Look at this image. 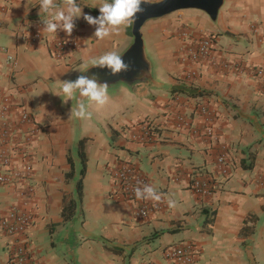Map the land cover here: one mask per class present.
<instances>
[{
    "label": "crops",
    "instance_id": "crops-1",
    "mask_svg": "<svg viewBox=\"0 0 264 264\" xmlns=\"http://www.w3.org/2000/svg\"><path fill=\"white\" fill-rule=\"evenodd\" d=\"M95 2L80 0L87 6L82 12L98 16L97 8H88ZM38 4L0 0V113L8 108L11 127L6 145L10 164L2 167L0 161V173H25L32 187L23 198L19 191L25 183L12 179L0 185V218L12 208L33 217L17 240L0 230V264H11L15 241L34 264H264V0H224L210 31L216 34L214 63L194 65L183 59L186 26L204 31L207 25L195 13L201 11L152 19L158 27L155 49L170 88L158 97L143 96L130 122L111 127L99 138L85 136L83 197L68 222L62 221L61 208L64 200L75 197L76 145L82 138L75 135L78 125L70 115L76 100L63 101L59 80L74 81L85 74L81 69L92 66H84V61L124 51L131 42L128 27L96 40L94 26L81 17L75 20L76 46L56 60L50 50L61 31L56 38L42 33L33 46L25 34L28 27L42 24ZM254 69L262 74L255 75ZM188 73L193 76L188 78ZM174 95L183 105L169 107ZM200 101L209 102L214 113L210 139L192 132L201 123L194 112ZM22 112L32 116V126L20 121ZM179 114L189 126L177 124ZM146 125L153 134L145 141L140 135ZM174 148L178 151L172 154ZM143 149L150 152V164L140 168L136 160ZM221 153L226 156L222 165L217 163ZM68 156L75 168L70 180L65 179ZM121 161L133 163L144 184L155 187L161 199L121 198L110 175ZM250 162L252 167L245 169ZM201 175L214 180L207 197L191 188V180ZM142 207L147 214L138 217ZM249 214L257 218L252 233L242 231ZM189 244L195 250L193 260L169 256Z\"/></svg>",
    "mask_w": 264,
    "mask_h": 264
},
{
    "label": "built area",
    "instance_id": "built-area-1",
    "mask_svg": "<svg viewBox=\"0 0 264 264\" xmlns=\"http://www.w3.org/2000/svg\"><path fill=\"white\" fill-rule=\"evenodd\" d=\"M17 1V0H8ZM42 24H38L35 28L28 27L25 31L28 36V43L30 46L37 44L42 39V33L40 29ZM61 35L55 41L54 46L51 48L50 53L56 60L63 59L70 51L76 46V37L74 35L75 28L71 36H67L62 30ZM183 37L188 39L185 44V51L183 59L187 60L188 63L194 65H201L202 63H214L213 62V50L215 46L214 37L205 34L202 30L194 31L192 28L186 26L183 33ZM10 62L15 63V58L11 55L7 56ZM224 68H227L226 64H222ZM262 74L261 69L256 70V75ZM193 76L191 73L187 74L190 78ZM183 101L179 95H174L171 98L172 106L183 105ZM8 108L4 107L0 113V161L2 167H8L10 164V157L6 151V145L11 137V127L8 120ZM194 112L197 117L201 119V123H196L193 127L192 132L195 134H201L203 137L210 139L212 133V127L210 123L213 119V110L209 102L200 101L194 107ZM20 121L28 125H33L32 116L29 113L22 112L20 114ZM177 124L180 126H189L190 121H187L182 115H178ZM153 134V128L146 125L141 131V138L145 141L150 139ZM226 160L224 153H221L217 157V163L222 165ZM0 173V185H7L12 182V179H17L22 183H25L23 188L20 189L19 194L23 198H27L32 192L31 185L27 182V176L25 173ZM112 182L117 187V194L126 200L134 199L135 192L134 188L142 186L144 180L141 174L136 170L133 163L129 161H121L112 169L110 172ZM191 188L198 196L207 197L212 194L215 185L214 180L208 176H196L191 180ZM146 208L142 207L138 210L137 216H146ZM33 217L30 212L12 208L5 216L0 218V230L9 237H13L16 240L26 233V230L32 225ZM15 246L10 252V263L11 264H34L32 257L28 254L26 248L15 241ZM195 250L192 245L180 246L173 249L170 253V257L173 259H183V261L193 260Z\"/></svg>",
    "mask_w": 264,
    "mask_h": 264
},
{
    "label": "clouds",
    "instance_id": "clouds-1",
    "mask_svg": "<svg viewBox=\"0 0 264 264\" xmlns=\"http://www.w3.org/2000/svg\"><path fill=\"white\" fill-rule=\"evenodd\" d=\"M145 3L146 0H96L88 7L98 9L99 15L94 17L82 12L87 6H82L80 0H64L62 4L57 3V0H39V15L42 22L40 33H48L56 38L57 30H62L67 36H71L76 27L75 20L82 17L89 26H94L92 38L103 40L122 28L134 25L139 15L143 13L142 5ZM41 13H44L43 17ZM122 57L117 50H112L84 61V66L90 64L91 67L106 68L110 70V74L115 75L129 70V64L125 63ZM89 68L87 67V70ZM84 72L86 71L81 73ZM59 82L61 85L59 91L66 98L63 101H72L73 98L76 100L75 108L72 106L70 113L76 118L91 119L92 113L88 111L86 101L103 106L109 100V84L98 82L95 76L81 74L74 81ZM134 192L136 198L141 200L159 201L162 195L150 184L137 186Z\"/></svg>",
    "mask_w": 264,
    "mask_h": 264
},
{
    "label": "rangeland",
    "instance_id": "rangeland-1",
    "mask_svg": "<svg viewBox=\"0 0 264 264\" xmlns=\"http://www.w3.org/2000/svg\"><path fill=\"white\" fill-rule=\"evenodd\" d=\"M146 1L154 2L159 0ZM195 13H198L205 19V21H207V25L203 26V32L211 37L216 36L214 32H210L211 30H215V22L211 21L208 16L202 12ZM175 14L176 12L169 15ZM155 25L156 20H148L141 28L145 55L150 64L151 79L144 82L131 84L119 83L113 88H110L109 100L103 106H97L95 103H88L86 101L88 111L92 113V117L91 119L76 118V123L78 125V129L74 130L76 136L81 135L80 138H84L85 136L89 135L95 138L102 137V135H105L109 132L111 127H115L118 124L133 120L138 108L142 103L143 96H145L147 99L152 98L153 96L158 97L161 92L165 90L167 91L170 88V80L168 79L167 73L163 67L164 65L160 61L158 53L155 49L156 35L158 32V27ZM128 36L130 42H132V35L128 33ZM124 51H119V53L122 54ZM256 70L257 69L253 70L255 75ZM83 71H87V69H81V72ZM60 87L61 86H57L58 90H60ZM177 151L178 150L175 148L172 149V154H175ZM149 153L150 152H148V150H141V154L136 160L140 168L149 166ZM78 169L79 166L77 171Z\"/></svg>",
    "mask_w": 264,
    "mask_h": 264
},
{
    "label": "water",
    "instance_id": "water-1",
    "mask_svg": "<svg viewBox=\"0 0 264 264\" xmlns=\"http://www.w3.org/2000/svg\"><path fill=\"white\" fill-rule=\"evenodd\" d=\"M224 0H159L146 1L142 5L144 11L139 15L136 23L131 26L132 42L121 54L125 63L129 64V70L115 75L110 74L106 68L90 67L84 75L95 76L98 82H107L109 86L117 83H137L151 79L150 64L146 58L141 28L152 19L162 18L171 13L182 10H197L205 13L215 22Z\"/></svg>",
    "mask_w": 264,
    "mask_h": 264
},
{
    "label": "trees",
    "instance_id": "trees-1",
    "mask_svg": "<svg viewBox=\"0 0 264 264\" xmlns=\"http://www.w3.org/2000/svg\"><path fill=\"white\" fill-rule=\"evenodd\" d=\"M128 33L131 35V27H128ZM89 138L84 137L78 140L76 145V159L79 166L77 171L78 178L75 180V197L69 200H64L61 208V218L63 222H68L71 220L78 209L80 207L83 197V178L86 173V164H87V156H86V143ZM68 164L70 166L69 170L65 172V179L70 180L74 177L75 168L73 160L68 156L67 158ZM252 167V163L249 165H244L245 169H250ZM257 221V218L253 214H249L243 223L242 231L249 230L252 233L254 223Z\"/></svg>",
    "mask_w": 264,
    "mask_h": 264
}]
</instances>
